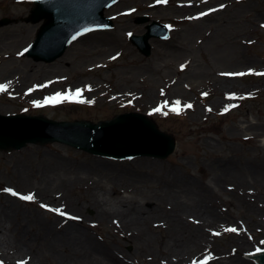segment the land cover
Instances as JSON below:
<instances>
[{
	"label": "rangeland",
	"instance_id": "rangeland-1",
	"mask_svg": "<svg viewBox=\"0 0 264 264\" xmlns=\"http://www.w3.org/2000/svg\"><path fill=\"white\" fill-rule=\"evenodd\" d=\"M31 1L0 0V19H15L0 25V85L5 86L0 91V115L97 123L136 112L171 135L175 149L163 160L110 159L62 143H28L20 150L0 151V206L13 200L14 224L21 221L24 236L37 233L42 224L51 223L48 227L53 229V223L57 230L76 223L86 238L106 247L109 257L120 264H200L206 257L207 264H251L243 255L264 248V0H119L106 11L114 19L112 30L80 38L52 63L25 56L41 24L27 21ZM141 16L149 23L170 26L168 38L150 39L149 56L141 55L128 40L129 35L145 33L147 24L136 23ZM222 79L233 82L222 84ZM77 89L81 94L75 99L45 102L46 97ZM177 101L175 112L171 109ZM189 104L192 107H185ZM227 167L239 179L221 175ZM23 171L27 178L19 174ZM42 172L62 174L63 188L57 184L38 195L36 181ZM121 172L131 174L129 183L102 195ZM174 179L191 183L197 196L203 194L196 201L210 205L217 215L202 225L206 239L190 250L182 249L181 255L158 253L165 246L159 238L169 231L158 213L147 219L154 242L138 248L131 228L114 226L110 217L103 221L92 207H83L92 191L106 199L132 197L135 206L148 210L155 199L146 201L140 194L159 191L160 206L172 210L165 191ZM201 184H210L214 194H204ZM29 194L33 200L19 198ZM190 218L183 222L191 228L200 226ZM5 227L12 231L13 226ZM229 228L236 231H226ZM12 244L5 251L19 250ZM1 249L0 245V264H13L2 261L6 257ZM15 257L27 264H57L50 253H41L38 259L29 249Z\"/></svg>",
	"mask_w": 264,
	"mask_h": 264
},
{
	"label": "water",
	"instance_id": "water-1",
	"mask_svg": "<svg viewBox=\"0 0 264 264\" xmlns=\"http://www.w3.org/2000/svg\"><path fill=\"white\" fill-rule=\"evenodd\" d=\"M105 1H35L29 20L34 23L44 19V22L27 55L34 61L52 62L61 56L65 45L78 32L95 28L97 23L107 26L109 22L102 17ZM8 23V20L0 22L1 25ZM161 27L153 23L147 27L145 35L132 37V43L143 55L150 54L148 39L159 35ZM54 142L115 158L149 156L165 159L175 148V140L171 135L160 131L153 120L138 113L116 115L98 123L88 120L57 122L43 116L0 115V150L20 149L28 143L45 145ZM257 259L260 264H264V252ZM251 264L257 263L251 260Z\"/></svg>",
	"mask_w": 264,
	"mask_h": 264
},
{
	"label": "bare ground",
	"instance_id": "bare-ground-1",
	"mask_svg": "<svg viewBox=\"0 0 264 264\" xmlns=\"http://www.w3.org/2000/svg\"><path fill=\"white\" fill-rule=\"evenodd\" d=\"M220 81L222 84L228 85V82L232 80L222 79ZM148 97L152 98L154 96ZM81 169L86 171V168H80V170ZM230 169V167L225 168V171L221 175H231L239 179L238 173ZM88 171L98 174V171L93 168H89ZM19 174H25L23 175L25 178H27L28 175V173L24 171ZM129 175L131 174L128 172H121V174L117 175L118 178L112 180L113 183L110 185L109 191L104 189L102 195L109 193L113 194V191L116 190L118 185L128 184L129 178L131 177ZM62 176V174L58 173L49 175L46 172H42L41 176L37 178L36 181L38 185V195H45L47 190L57 184L63 188L65 180ZM77 178L80 177L78 176ZM216 182L219 184V181ZM98 183H100L99 179L95 182V186ZM166 187L167 189L165 192L172 204V210L167 209L170 211L160 206L163 201L161 200L159 191L155 194H140V197L146 201L155 199L152 201L154 202V206L148 210L141 206H135L136 203L133 201L135 199L132 197L127 196L123 199L112 197V199H106V197H101L92 191L91 194H88V200L86 199L87 201L83 207L85 209L92 207L95 210V215L99 216L103 221L106 220L107 217H110L114 226L131 228L134 240H137L135 242L138 244V248L150 246L154 242L151 231L147 228V219L149 215L158 213L166 219L165 224L169 230L166 236H161L159 238V241L162 242H158V244L160 243V245L165 246H161V252L158 253L162 254L164 257H168V254H170L169 252L181 255L179 252L190 250L197 246L199 242L206 239L207 236L202 225L208 221H214L217 215L216 211H214L210 205H202L198 203L199 201H196L200 200L203 194L201 193L197 196V193L192 189L191 183L183 180L179 182L177 179H174L167 183ZM200 188L204 194L207 191H209L210 194H214L215 192V189L211 187L210 184H201ZM136 191H138V189H136ZM187 196H193V198L190 199L187 198ZM13 204V200L8 198L4 204L0 206V245L2 248L1 250L4 251L2 254L6 257L2 259L3 262L16 264L19 260L24 261V258L19 259L15 257L12 259V257L20 252V250L29 249L33 254L37 255L38 259L41 253H50L57 264H120L119 261L116 262L109 257V252L106 247L96 244L90 237L86 238V234L79 230L76 223H70L57 230L54 228L53 223V229L48 227L51 223L42 224L37 228V233H33L30 237L24 236L21 221L16 225L14 224L16 210L13 208ZM187 211H192L193 215L190 213L186 215ZM31 217L30 215L26 216L28 221H30ZM187 217L192 218L188 220L194 225L200 226L194 228L189 227L183 222L187 220ZM5 224L13 226L11 232L6 229ZM10 242H13L12 246L19 250L11 253L10 251H5L9 250L6 246H8ZM0 256L2 257L1 254ZM241 264L246 263L242 261Z\"/></svg>",
	"mask_w": 264,
	"mask_h": 264
},
{
	"label": "snow or ice",
	"instance_id": "snow-or-ice-1",
	"mask_svg": "<svg viewBox=\"0 0 264 264\" xmlns=\"http://www.w3.org/2000/svg\"><path fill=\"white\" fill-rule=\"evenodd\" d=\"M158 3H163V2H166V0H157ZM201 15H207V13H201ZM73 39H75V37H73ZM225 75H239V76H242V75H245V73H227ZM261 75H264V74H261ZM5 88V86L3 85H0V91H3ZM31 91V90H30ZM81 94V90L80 89H77L74 93H56L54 96L52 97H46L45 98V102L46 103H59L61 102L62 100H69V99H75L77 97H79ZM179 101L175 102V106H173V108L171 109L172 111H175V112H178L179 111ZM185 107H192V105H185ZM155 111H160L159 108L155 109ZM225 111H227V108L225 109ZM4 191L6 192H10L13 196H17L19 195L18 193H16L15 191L11 190V189H4ZM20 199L22 200H33L34 199V196L29 194V195H21L19 197ZM41 207H46L45 205H41ZM50 211H54V212H57L61 215H65V213H63L60 209H49ZM71 219H77L76 217H70ZM226 231H230V232H235L236 229L235 228H229V229H226ZM215 234H219V233H215ZM260 249H257V252H259ZM207 257L205 258L204 261H201L200 264H207ZM18 264H27L26 261H20L18 262ZM194 264H196V262H194Z\"/></svg>",
	"mask_w": 264,
	"mask_h": 264
}]
</instances>
